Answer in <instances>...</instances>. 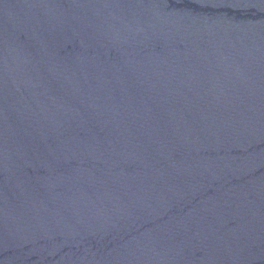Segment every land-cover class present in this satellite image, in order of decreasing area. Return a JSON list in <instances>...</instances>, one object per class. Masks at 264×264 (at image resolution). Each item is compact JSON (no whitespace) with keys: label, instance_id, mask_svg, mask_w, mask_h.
Here are the masks:
<instances>
[{"label":"water","instance_id":"1","mask_svg":"<svg viewBox=\"0 0 264 264\" xmlns=\"http://www.w3.org/2000/svg\"><path fill=\"white\" fill-rule=\"evenodd\" d=\"M0 264H264V0H0Z\"/></svg>","mask_w":264,"mask_h":264}]
</instances>
